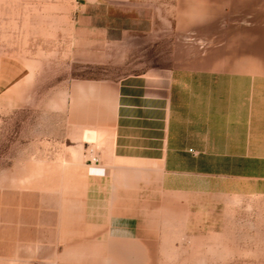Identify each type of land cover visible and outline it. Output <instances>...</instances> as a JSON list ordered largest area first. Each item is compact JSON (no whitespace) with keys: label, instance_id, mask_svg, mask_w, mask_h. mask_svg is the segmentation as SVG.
I'll return each instance as SVG.
<instances>
[{"label":"rangeland","instance_id":"1","mask_svg":"<svg viewBox=\"0 0 264 264\" xmlns=\"http://www.w3.org/2000/svg\"><path fill=\"white\" fill-rule=\"evenodd\" d=\"M228 48L264 64V0H0V55L35 74L29 106L0 104V264H264L262 195L197 200L186 218L107 233L85 199L90 175L105 174L89 161L100 141L69 122L77 81Z\"/></svg>","mask_w":264,"mask_h":264},{"label":"crops","instance_id":"2","mask_svg":"<svg viewBox=\"0 0 264 264\" xmlns=\"http://www.w3.org/2000/svg\"><path fill=\"white\" fill-rule=\"evenodd\" d=\"M194 62L69 91L75 137L100 141L105 174L90 175L85 199L93 217L110 220L107 233L186 218L197 200L264 196V64L229 48ZM34 75L25 60L0 55V104L11 96L10 107L29 106Z\"/></svg>","mask_w":264,"mask_h":264},{"label":"built area","instance_id":"3","mask_svg":"<svg viewBox=\"0 0 264 264\" xmlns=\"http://www.w3.org/2000/svg\"><path fill=\"white\" fill-rule=\"evenodd\" d=\"M91 163L99 164L100 163V155L94 154L93 150L91 151V158H89Z\"/></svg>","mask_w":264,"mask_h":264}]
</instances>
